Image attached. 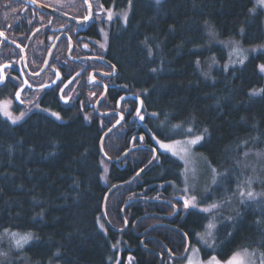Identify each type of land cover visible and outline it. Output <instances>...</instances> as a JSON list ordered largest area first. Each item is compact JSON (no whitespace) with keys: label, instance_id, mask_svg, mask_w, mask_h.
Segmentation results:
<instances>
[{"label":"trees","instance_id":"1","mask_svg":"<svg viewBox=\"0 0 264 264\" xmlns=\"http://www.w3.org/2000/svg\"><path fill=\"white\" fill-rule=\"evenodd\" d=\"M253 1L161 0L157 4L155 0H132L127 26L116 19L108 29L107 57L118 70L119 86L110 101L115 105L123 94L137 95L145 116L141 123L132 124L130 116L136 106L127 102L131 106L126 122L109 133L102 145L109 158H119L133 145L155 147L153 135L165 141L184 138L173 126L188 127L192 121L194 130L207 128L210 133L196 149L219 173L227 172L225 183L231 185L247 149L264 148V96L251 95L253 89L264 88V77L257 68L264 63V53L250 56L243 68L224 71L219 65L209 79L201 75L196 61L211 55L221 63L226 59L220 46L205 48L206 22L219 38H239L245 46L264 42V13L259 9L252 12ZM107 7L124 9L128 0H116ZM86 104L62 105L58 100L41 104L58 112L61 121L41 109L31 111L17 124L0 115V236L5 229L32 232L36 240L24 253L37 264H116L119 254L123 260L127 255L118 245H128L134 264H159L164 254L161 244L174 254L183 253L185 232L190 246L198 245L207 257L209 250L194 235L203 231L201 225L207 220L196 210H187L182 218L168 222L170 226L148 229L153 238L143 245L132 231L116 233L105 226L101 209L108 189L130 180L151 160L152 151L144 147L128 153L119 163L106 162L99 141L114 118L97 115ZM108 108L102 104L99 111ZM160 153L136 182L117 187L107 198V220L116 228L124 225L120 208L130 199H168L174 195L169 184H181V162ZM103 161L108 164L104 182ZM228 189L215 188L218 201L231 194V187ZM171 211L166 202L136 200L125 208L124 217L133 225L147 213L166 215ZM238 213H233L235 226L228 229L233 232L230 242L222 229L215 235L213 254L221 261L244 248L264 252L263 203L242 204ZM147 216L137 221L138 232L159 218Z\"/></svg>","mask_w":264,"mask_h":264},{"label":"flooded vegetation","instance_id":"2","mask_svg":"<svg viewBox=\"0 0 264 264\" xmlns=\"http://www.w3.org/2000/svg\"><path fill=\"white\" fill-rule=\"evenodd\" d=\"M115 1L0 0V33H2L0 34V74L7 77L3 83H0V100L11 99L18 90V86L24 89L21 99L25 103L19 105L14 101L10 109L12 114H19L26 109H41L42 111L47 109V112L58 113L51 107H41V104L48 105L56 100L62 105L75 103L80 107L84 106V102L87 101L86 105L93 112L94 105L104 94L98 102V111L102 104L109 105L110 108L99 111L100 113L118 111L124 116L123 122H126L131 106L127 102H135L136 109L132 112L130 119L132 124H138V116L135 113L138 103L135 99L123 100L119 105V99L128 95L123 94L117 97L115 105L110 101L119 91L116 82L118 70L116 67L109 66L113 64L107 57L108 29L116 18L107 23L105 10H111L116 14L128 10L129 14L128 7L120 10L107 7V4ZM119 19L121 20L120 17L117 18ZM25 80L27 84H24ZM45 85L48 87H44ZM61 88L65 94L63 97L60 92ZM36 103L40 105L39 109L34 108ZM142 112L143 110L140 115L145 116ZM108 116L114 118L113 124L118 119L114 114H108ZM180 197L172 195L171 198L162 199L171 202L166 203L172 208V211L166 215L147 213V215L159 218L146 230L138 232L135 225L133 231L134 224L130 225L128 222L125 232L132 231L140 240L146 238L143 243L152 239L148 229L170 226L168 222L185 215L187 210L176 211L174 209V207L182 209V204L178 206L176 203H182ZM174 212L176 215L169 217ZM143 232V235H138ZM161 246L164 251L161 255L163 264L184 260V258L175 260L173 256L182 255L185 249L182 254L177 255L165 245L161 244ZM123 247L127 250L126 259L123 260L119 254L116 264H134L135 257L131 249L128 245Z\"/></svg>","mask_w":264,"mask_h":264},{"label":"rangeland","instance_id":"3","mask_svg":"<svg viewBox=\"0 0 264 264\" xmlns=\"http://www.w3.org/2000/svg\"><path fill=\"white\" fill-rule=\"evenodd\" d=\"M253 2H254V4H253L252 12L259 9V10H261V12L264 13V5H262L259 2V0H254ZM125 13L128 14V10H124L123 12H119L118 14H116L115 12H112V16H113V18H116V19L120 17L121 20L123 21V15ZM113 18H112V20H113ZM105 19H106L107 23L111 21V20H108L107 14L105 15ZM206 31H207V36H208V28L207 27H206ZM230 41L238 42L240 47L245 50V55H247L248 57L256 55L257 53H262L260 51L254 52V51H252V49L259 48L260 46H264V42L262 44H258V45L245 46L239 38H234V37L233 38H219L216 35L215 39H210L208 36L206 45H204L205 48H210L211 47L210 45H212V44H216V45L220 46L226 53V55H225L226 59L224 62L221 63L216 59V56L211 55V56H208L205 60L200 61L199 66L197 68L204 78L209 79L212 71L215 68H218L219 65L224 70V65L226 63H228V53L231 50V48L234 47L233 44L229 43ZM221 42H223V43H221ZM213 57H215V60L217 61V63H215V64L212 63ZM233 59H236V57L233 56ZM210 65H211V67H210ZM230 68H232V67H229V69ZM206 72L210 73V75L207 77L204 75V73H206ZM261 75H263V77H264V73H261ZM259 90L260 89H256V91H259ZM45 112L47 113V115H50V112H47V111H45ZM29 113L30 112H28V114ZM12 115L14 117H16V116H19L20 113L19 114L13 113ZM27 115L23 118V120L25 118H27ZM50 116L55 118L56 120H58L56 117H54L52 115H50ZM2 117L5 118L6 120H8L9 122H11L6 117H4V116H2ZM61 120H62V118L60 117L59 121H61ZM183 139L184 138H180L178 140H183ZM157 140H162V139L156 137V140L153 139V142H154V145L157 148V150L159 152L163 153V149H161L159 147V145L157 144ZM163 141L166 143L171 142V140H168V141L163 140ZM181 147H183V145H174V148L177 151H179ZM245 153H247V155L244 154L242 160H240V164L237 167V170L234 171L235 172L234 181H232L230 186H226V185H228L225 183L227 178L224 179L223 184H220L219 183V180H220L219 176H217V184H213L212 181H213L214 174L212 172V169L214 167L208 162V159L201 152H198V150L196 148L192 150L191 157L188 161L187 173H185V171H184V167H183L184 162L179 160L177 157H174L181 162L180 164H182V170L180 173L182 181H181V184H179V185H177V183L171 182L169 184V185H171V187L169 189L170 192L174 195H179V196L196 195L198 202L201 203L202 205H205V206H206V204H210L213 202L220 203L222 206L217 211L218 226H219V221L222 217H229V216L233 217V215H234L233 213H236V212L238 213L242 204L247 205L250 201L251 202L254 201L256 204H262L263 203V205H264V148H261L260 150H258V149L251 147L250 149H247V151ZM165 154H168V153H165ZM102 165H103V169H104L102 181L104 182L106 180L105 177H106L107 172H108L107 171L108 170V167H107L108 164L105 161H103ZM217 173H219V172L217 171ZM185 175L187 176V185L185 184V180H184ZM249 180L252 181L250 185L248 183ZM186 186L189 189L188 193H185L183 191V189ZM220 186L227 187V189H228V187L229 188L231 187V189H230L231 194H229L228 196L226 195L227 197L230 198V201L228 203L223 202L224 198L221 199L220 201H218L216 195L214 194L215 188L220 187ZM225 191L226 190L223 189V192H225ZM240 191L245 192L244 197H241L239 195ZM248 191L253 192L254 199H248V197H247ZM223 194L225 195V193H223ZM224 195H222V197ZM101 227H102V225H101ZM203 231H204V229H203ZM203 231H201V232H203ZM12 232H14V231L3 232L0 236V264L10 263L14 260H20V261H22L23 264H37L36 262L33 263V261H31L29 259V257L26 256V254L24 253V248L26 246H28L31 242L33 243V241L36 240L35 235L32 232H27V233L32 234V239L28 243L23 244V247L17 248L15 245V238H13L11 236ZM15 232L19 233L20 235L27 234V233H21V232H17V231H15ZM215 238H216V236H215ZM196 239H197V237H196ZM201 245H202V247L207 249L206 246H204L203 244H201ZM120 247L122 248V245H118L117 249ZM191 248H199L200 249V247L196 244H193L191 246ZM113 249H115L114 245H113ZM248 251L249 252L256 251L257 253H260L257 250L249 249ZM189 256H191V258L193 260H206L207 259V257H204L202 255L201 249L198 253H195V254H193L191 251H189V254L187 257H189ZM171 264H187V259L184 258V260H182V261L172 262ZM257 264H259V262H257Z\"/></svg>","mask_w":264,"mask_h":264},{"label":"snow or ice","instance_id":"4","mask_svg":"<svg viewBox=\"0 0 264 264\" xmlns=\"http://www.w3.org/2000/svg\"><path fill=\"white\" fill-rule=\"evenodd\" d=\"M157 4L161 2V0H155ZM259 2L264 5V0H259ZM132 6V0H128V7L131 9ZM89 7H91V4H89ZM107 14L108 20H112V12L111 10H105ZM88 19V17H86ZM127 20H128V14L125 13L123 15V21L125 26H127ZM208 28V36L210 39H215L217 33L215 32L214 28L211 25H207ZM2 34V33H0ZM241 35H243V30H241ZM147 44V39L144 42ZM223 43V42H221ZM229 43L233 44L234 47L231 48V50L228 53V63L224 65V71H227L229 67H232L234 70L239 67L243 68L246 61L249 60V57L245 55V50L242 49L238 42L236 41H230ZM227 46V45H226ZM87 47V45H85ZM252 51H260L264 53V46H260L259 48H254ZM151 48H149V55H151ZM233 56L236 57V59H233ZM258 59V57H256ZM200 61L197 60L196 64L199 66ZM212 63L215 64L217 61L215 60V57L212 58ZM111 68H115V65H109ZM7 67V65H5ZM211 67V65H210ZM258 71L261 73H264V63H260L257 65ZM153 72L156 71V69H152ZM110 74V73H109ZM79 75V74H77ZM204 75L207 77L210 75V73L206 72ZM7 79L6 76L0 74V83H3ZM69 83H71V80H69ZM24 84H27V81H24ZM28 87H31V85H28ZM44 87H48V85H45ZM67 87V85H65ZM23 87L18 86V90L15 92L14 96L9 99L5 98L3 100H0V115L6 117L9 119L13 124H17L20 121L23 120V118L28 114V112H31L33 109H26L25 111H22L19 116L14 117L12 115V112L10 111L13 102H17L19 105H22L25 103L23 99H21V93L23 92ZM62 97L65 95L63 93V88L60 89ZM252 96H264V88L260 89L259 91H256L253 89L251 91ZM123 99V98H121ZM67 102V100H65ZM141 105L143 104V101H140ZM35 109H39L40 105L38 103L34 104ZM44 111H47L45 109ZM137 116L140 120H143L144 117L140 115L139 109H137ZM50 115L56 117L57 119H60V116L58 113L51 112ZM151 115H157L155 113H152ZM122 118V117H121ZM119 122V121H118ZM188 127H183L180 124L174 125V129H178L180 133L184 136L183 140L173 139L169 138L171 140L170 143H166L163 140H157V144L161 149H163V153H168L173 157H177L179 160L184 162V171L187 173V164L191 157L192 150L195 149L197 146H202L203 143L206 142V138L210 135L209 130L207 128L202 129H196L191 126L192 121H189ZM110 131V130H109ZM154 140H156V137L153 135L152 137ZM135 139V138H134ZM141 140H143V137H140ZM174 145H183V147L180 148L179 151H177L174 148ZM155 151V150H153ZM247 155V153H245ZM143 171V169H141ZM212 172L214 174L213 176V184H217V176L220 177L219 183L223 184L224 179L227 178V172H221L217 173V170L215 168L212 169ZM139 174V173H138ZM185 184L187 185V176L184 177ZM251 180L248 181L249 185L251 184ZM183 191L185 193H188L189 189L186 186ZM239 195L241 197L245 196L244 191H240ZM248 199H254V194L251 191L247 192ZM182 201V209L177 208L176 211L181 210H196L198 213L203 214L201 216L202 220H207L206 224H202L201 226L204 228L203 232L194 233V235L197 237V240L206 246V248L209 250L207 252V259L206 260H193L191 256L185 257L187 259V264H264V252L257 253L256 251L249 252L247 248H244L242 251L234 252L230 257L227 258L225 261H221L217 255L213 254V251L216 246V238L215 234L222 229L224 236L229 238V242L233 236V232L229 231V227H234L236 218L235 217H222L219 221V228H218V222H217V211L222 206L220 203H210L202 205L198 202L196 195H184L179 198ZM230 201V198L225 195L223 202L228 203ZM243 202V201H242ZM239 215V213H238ZM5 232H8V229L4 230ZM188 233H183V237L188 244V247L185 248V251H191L193 254L198 253L200 251L199 248H191L190 242L188 241ZM11 236L15 238V245L17 248L23 247V244L28 243L32 239V234L27 233L25 235H20L19 233L12 232ZM222 243L224 241H221ZM261 247H264V243L261 244ZM131 259V258H130Z\"/></svg>","mask_w":264,"mask_h":264},{"label":"water","instance_id":"5","mask_svg":"<svg viewBox=\"0 0 264 264\" xmlns=\"http://www.w3.org/2000/svg\"><path fill=\"white\" fill-rule=\"evenodd\" d=\"M103 96H104V94H102V96H100V98L98 99V102L103 98ZM121 98H123V99H121ZM120 99H119V102H118V104L120 105V103L123 101V100H126V99H135L137 102H138V107H137V109H139V111L141 112L142 111V109H143V104L141 105V103H140V101H142L138 96H135V95H126V96H123V97H121ZM98 102L94 105V111L97 113V115H108V114H114V115H116L117 117H118V119L116 120V122L114 123V124H112L105 132H104V134L101 136V138H100V141H99V151H100V154H101V156L103 157V159L106 161V162H108V163H119L124 157H125V155H127L128 153H130V152H132V151H134V150H136V149H141V148H143L144 149V147H145V149H149V150H151L152 151V158H151V160L147 163V164H145V166H143L141 169H143V171H141V169L130 179V180H128V181H126V182H124V183H120V184H115V186L113 185V186H111L109 189H108V191H107V193L105 194V197H104V199H103V203H102V220H103V222H104V224H105V226L108 228V229H110V230H112V231H114V232H116V233H123V232H125L126 231V229L128 228V223H127V220L125 219V217H124V208H126L128 205H130L131 203H133V202H136V200L137 201H145V202H150V201H162V202H168V203H171V202H169V201H166V200H159L158 198L157 199H155V198H153V199H151V198H144V197H136V198H132L131 200H129L127 203H125V205L123 206V208H121V217H122V219H123V222H124V225H123V227H121V228H116L115 226H113L111 223H110V221L109 220H107L108 218H107V214H106V204H107V198H109V196H110V194L115 190V189H117V187H121V186H123V185H128V184H131V183H133V182H136V180L140 177V175H142V174H144V173H146V171H148L155 163H156V159H157V156H158V151H157V149L155 148V147H152V146H150V145H146V144H140V145H135V146H132V147H130V148H128L127 150H125L124 151V153H122L121 154V156L119 157V158H116V159H111V158H109L107 155H106V153H105V151H104V147L102 146L103 144H104V141H105V139H106V137L108 136V134L109 133H111L114 129H116V127L117 126H119L122 122H123V120H124V116H123V114H120V112H118V111H114V112H108V113H100L99 111H98ZM135 113H137V110H136V112ZM137 115V114H136ZM143 116V115H142ZM122 117V118H121ZM144 117V116H143ZM119 121V122H118ZM138 121L141 123L142 122V120H140L139 119V117H138ZM110 130V131H109ZM140 137H142V136H138V139L139 140H141L140 139ZM153 150H155V151H153ZM139 173V174H138ZM174 209L176 210V208L174 207ZM176 215V212H174V214L173 215H171V216H169V217H172V216H175ZM147 215H144V216H142V217H140V218H137V220L134 222V225H133V227H132V230L134 231V227H135V225H136V223H137V221H139L140 219H142V218H144V217H146ZM148 217V216H147ZM144 234V232L143 233H139L138 235H143ZM183 234V233H182ZM146 238H144V239H142L141 241H140V244L141 245H143V241L145 240ZM189 241V240H188ZM186 247H188V244L186 243ZM185 247V248H186ZM146 248V247H145ZM187 254H188V251H184V253L182 254V255H179V256H173V259H175V260H182L183 258H185L186 256H187ZM159 264H163V260H162V257H161V255H160V262H159Z\"/></svg>","mask_w":264,"mask_h":264},{"label":"bare ground","instance_id":"6","mask_svg":"<svg viewBox=\"0 0 264 264\" xmlns=\"http://www.w3.org/2000/svg\"><path fill=\"white\" fill-rule=\"evenodd\" d=\"M139 98H140V97H139ZM140 99H141V98H140ZM137 103H138V102H137ZM124 205H125V204H124ZM124 205H123V206H124ZM123 206H122V208H123ZM127 207H128V206H127ZM120 209H121V208H120ZM124 211H125V208H124ZM102 229H103L102 231H104V232L107 233V231H106L107 229H106V228L103 227ZM125 249H126L125 247H122V250H120V251L123 252ZM121 252H120V253H121ZM121 254H122V253H121Z\"/></svg>","mask_w":264,"mask_h":264}]
</instances>
